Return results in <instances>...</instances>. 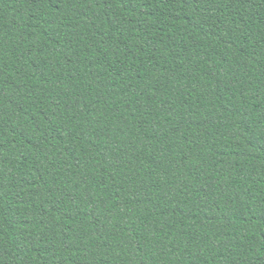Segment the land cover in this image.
Masks as SVG:
<instances>
[{
	"label": "trees",
	"instance_id": "1",
	"mask_svg": "<svg viewBox=\"0 0 264 264\" xmlns=\"http://www.w3.org/2000/svg\"><path fill=\"white\" fill-rule=\"evenodd\" d=\"M0 264H264V0H0Z\"/></svg>",
	"mask_w": 264,
	"mask_h": 264
}]
</instances>
